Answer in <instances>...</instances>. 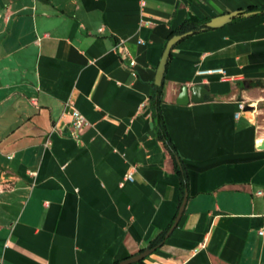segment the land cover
Segmentation results:
<instances>
[{
	"label": "crops",
	"instance_id": "1",
	"mask_svg": "<svg viewBox=\"0 0 264 264\" xmlns=\"http://www.w3.org/2000/svg\"><path fill=\"white\" fill-rule=\"evenodd\" d=\"M263 5L0 0V264H115L147 249L178 207L148 99L167 37L185 20ZM170 54L160 113L188 173L187 203L138 264H264V17L191 35ZM212 69L225 77L199 75ZM194 85L204 102L177 106ZM68 101L88 123L78 141Z\"/></svg>",
	"mask_w": 264,
	"mask_h": 264
},
{
	"label": "trees",
	"instance_id": "2",
	"mask_svg": "<svg viewBox=\"0 0 264 264\" xmlns=\"http://www.w3.org/2000/svg\"><path fill=\"white\" fill-rule=\"evenodd\" d=\"M257 12L255 16L258 17H264V5L260 7L256 6H249V8L246 10V12ZM208 21V19H205L203 21H192V20H185L178 27H176L175 30H173L167 37V41L170 40L171 37L176 36V35H182L186 33H191V35L198 34L201 32H205L206 30L210 29H205V31H202L203 26L205 22ZM191 37V36H190ZM189 39V37H186L184 40ZM167 43V42H166ZM165 43V45H166ZM164 45V47H165ZM163 47V49H164ZM171 56V54H170ZM170 56L168 60L170 59ZM168 63V61H167ZM167 66V64H166ZM166 69V67H165ZM166 73V72H165ZM164 80V78H163ZM163 80H162V86L161 87H156L152 82L150 83V92H149V106H150V111L152 114V121L153 125L156 131V137L157 140L162 143L163 147L166 149V151L170 154V156L174 160V172L178 177V187H179V193H178V207L181 205V200L184 196V193L188 191V173L185 171V168L183 166V162L181 158H179L176 154L175 147L173 143H171L167 129L165 128L162 115L160 113V108L163 103ZM177 213V211H176ZM175 213V215H176ZM175 215L173 216V220L171 223L167 225V227L161 231L150 241L147 245V249L156 251L159 249L167 240V231L170 229L171 225L173 224V221L175 219ZM167 236V237H166ZM145 249H142L140 252L144 251ZM139 252V253H140ZM139 263V262H138ZM115 264H119L118 262Z\"/></svg>",
	"mask_w": 264,
	"mask_h": 264
},
{
	"label": "water",
	"instance_id": "3",
	"mask_svg": "<svg viewBox=\"0 0 264 264\" xmlns=\"http://www.w3.org/2000/svg\"><path fill=\"white\" fill-rule=\"evenodd\" d=\"M256 14L258 13L250 12V11L249 12L235 11L233 13L223 14V15H220L219 17L211 18L210 20L206 21L203 26L202 31H205V29L218 30L224 26H227L233 23L235 20L248 19L251 16H255ZM191 34L192 32L182 34V35H176V36L171 37L170 40L167 41L164 49L162 50V53H161L162 55L156 67V72H155V75L152 81V84H154L156 87L162 86L161 83L165 76V72H166L165 67H166L168 58L170 56V51L176 46L177 43L181 42L186 37H190ZM207 95H208V91L203 85H194L191 88H187L183 86L181 87L180 92L178 94L176 105L186 106L190 102L196 103V104L202 103L204 102ZM243 111L249 112L251 111V108L246 106ZM259 149H264V143L260 145ZM186 200H187V192L184 193V196L181 200V205L179 206L177 210L173 224L171 225L170 229L167 231L168 232L167 236H169L172 233V230L177 226V224L181 220L184 208L187 203ZM152 253H153L152 250L145 249L144 251L138 253V255L125 259L119 264H138L139 261H142L145 258L149 257Z\"/></svg>",
	"mask_w": 264,
	"mask_h": 264
},
{
	"label": "built area",
	"instance_id": "4",
	"mask_svg": "<svg viewBox=\"0 0 264 264\" xmlns=\"http://www.w3.org/2000/svg\"><path fill=\"white\" fill-rule=\"evenodd\" d=\"M140 4H141V6H143L142 2ZM99 32L101 33L102 30H99ZM121 45L122 44L119 42L115 46V50H119L120 55H122L123 59L126 61V67L131 69L135 64L134 60L131 59L130 56L124 52ZM199 75H203V76L218 75L222 78V77H225V71L223 69H221V70L220 69H212V70H207L204 72H199ZM244 108H245L244 102L238 103L239 113L244 112L243 111ZM239 113L235 116V118H238ZM65 115L70 118V124H69V128H68V131L70 133V138L78 141L81 133L88 127V123H87L86 119L84 118V116H82L79 113V111L75 108L73 101L66 102V104H65ZM132 181H133V174L131 172H129L123 176V180H122L121 184H123L124 182L131 183ZM257 195H261V193L258 192ZM263 220H264V216H263ZM258 235L264 236V228H262L261 230L258 231Z\"/></svg>",
	"mask_w": 264,
	"mask_h": 264
}]
</instances>
